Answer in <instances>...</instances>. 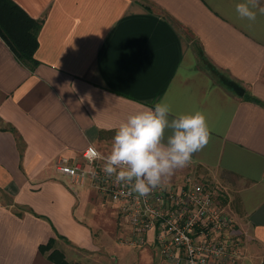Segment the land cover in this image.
<instances>
[{"label": "crops", "instance_id": "crops-1", "mask_svg": "<svg viewBox=\"0 0 264 264\" xmlns=\"http://www.w3.org/2000/svg\"><path fill=\"white\" fill-rule=\"evenodd\" d=\"M12 1L40 27L32 66L0 35V264H54L49 239L68 262L118 264L117 206L55 162L108 155L120 122L157 102L202 111L212 133L165 184L215 187L244 264H264V15L238 18L243 0Z\"/></svg>", "mask_w": 264, "mask_h": 264}, {"label": "built area", "instance_id": "built-area-1", "mask_svg": "<svg viewBox=\"0 0 264 264\" xmlns=\"http://www.w3.org/2000/svg\"><path fill=\"white\" fill-rule=\"evenodd\" d=\"M102 156L107 155L90 144L82 160L58 157L55 169L71 185L90 181L110 197L126 224L127 244L152 241L167 264H244V232L222 206L215 187L188 178L176 185L163 183L140 197L103 172Z\"/></svg>", "mask_w": 264, "mask_h": 264}, {"label": "clouds", "instance_id": "clouds-1", "mask_svg": "<svg viewBox=\"0 0 264 264\" xmlns=\"http://www.w3.org/2000/svg\"><path fill=\"white\" fill-rule=\"evenodd\" d=\"M235 11L238 18L254 21L258 14L264 15V5L261 0H243ZM211 134L202 111L174 115L168 103L157 102L120 122L110 153L100 157L102 170L115 182L130 186L131 192L147 197L175 170L187 167Z\"/></svg>", "mask_w": 264, "mask_h": 264}, {"label": "trees", "instance_id": "trees-1", "mask_svg": "<svg viewBox=\"0 0 264 264\" xmlns=\"http://www.w3.org/2000/svg\"><path fill=\"white\" fill-rule=\"evenodd\" d=\"M40 27V20L29 17L12 0H0V35L7 42L15 56L34 65L36 60L33 53L37 47V31ZM53 239L41 244V252L50 250L48 257L54 264H83L79 262H68L62 251L52 248Z\"/></svg>", "mask_w": 264, "mask_h": 264}, {"label": "rangeland", "instance_id": "rangeland-1", "mask_svg": "<svg viewBox=\"0 0 264 264\" xmlns=\"http://www.w3.org/2000/svg\"><path fill=\"white\" fill-rule=\"evenodd\" d=\"M197 167H191L190 173H196ZM111 211V210H109ZM110 213V212H109ZM113 218V232L119 243L114 242L111 249L114 250L119 258L118 264H167L159 255V250L156 246H151L150 243L143 246H136L127 244L124 238L127 236V228L124 220L119 215H111ZM104 233L107 228L102 227ZM123 240V242H122Z\"/></svg>", "mask_w": 264, "mask_h": 264}]
</instances>
